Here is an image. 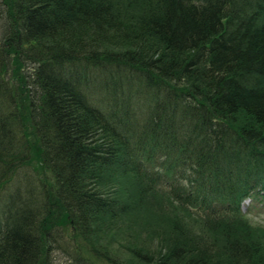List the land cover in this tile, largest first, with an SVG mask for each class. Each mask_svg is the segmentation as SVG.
I'll use <instances>...</instances> for the list:
<instances>
[{
    "label": "trees",
    "instance_id": "trees-1",
    "mask_svg": "<svg viewBox=\"0 0 264 264\" xmlns=\"http://www.w3.org/2000/svg\"><path fill=\"white\" fill-rule=\"evenodd\" d=\"M1 29L0 264H264V0H0Z\"/></svg>",
    "mask_w": 264,
    "mask_h": 264
},
{
    "label": "rangeland",
    "instance_id": "rangeland-1",
    "mask_svg": "<svg viewBox=\"0 0 264 264\" xmlns=\"http://www.w3.org/2000/svg\"><path fill=\"white\" fill-rule=\"evenodd\" d=\"M0 31H2V29ZM26 165H28V164H26ZM34 172H35V174L39 175V177H41L40 176L41 172H43L44 174H47V171L41 170L39 163H37V162L35 163V161H31L29 163V166H23L20 168L19 175L14 182H12V183L7 182L8 184L6 183L7 187L5 190H8L11 188L13 191L19 181L23 182L21 180L22 176H24V175L28 176V174L34 175ZM48 175H49V173L47 174V176ZM32 180H33V178L30 179L29 181H32ZM243 204H244V210L246 208H250V211L247 214L250 221L253 222L254 224L264 226V200L263 199L258 200V201L254 200L253 202H250V200H246ZM161 214H163V217H168V216H171L173 213H172L170 208H164V210L161 212Z\"/></svg>",
    "mask_w": 264,
    "mask_h": 264
}]
</instances>
